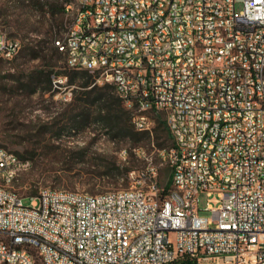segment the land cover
<instances>
[{"label":"built area","instance_id":"2783aa9c","mask_svg":"<svg viewBox=\"0 0 264 264\" xmlns=\"http://www.w3.org/2000/svg\"><path fill=\"white\" fill-rule=\"evenodd\" d=\"M61 1L66 66L112 85L136 130L163 117L173 146L128 187L28 205L12 184L29 161L0 146V264H264V0ZM20 47L0 29V61Z\"/></svg>","mask_w":264,"mask_h":264},{"label":"rangeland","instance_id":"374dc122","mask_svg":"<svg viewBox=\"0 0 264 264\" xmlns=\"http://www.w3.org/2000/svg\"><path fill=\"white\" fill-rule=\"evenodd\" d=\"M68 24L61 0H0L1 31L21 40V47L14 56L0 61V76L4 77L0 82L4 86V92H0V106L4 108L0 111V145L29 161L28 169L12 184L24 196L25 205L30 202L28 195L42 188L96 194L128 187L129 171L143 169L149 161L164 162L161 151L173 146L172 138H167L162 130L158 132L159 139L139 135L134 140L104 126L97 120L98 104L92 102L98 92L88 95L86 88L78 86V80L70 82V77L64 73L68 68L64 54L57 53L43 60L25 49L28 46L44 48L42 52L50 55L51 40L62 39ZM41 69L51 73L50 89L26 93L30 85L23 84L19 92L22 95L13 105L14 99L9 95L13 84L10 79L19 77L21 82L28 83L32 71ZM59 75H66V84L71 86L72 95L67 101L60 98L61 92L54 87L53 78ZM94 80L93 76L87 89L106 84ZM86 102L89 103L79 106ZM81 107L86 108L82 114ZM13 113L18 116L15 124L11 121ZM80 119L86 120L79 123ZM2 121L16 128L1 132ZM156 124L157 119L151 129ZM169 174L170 167L164 163L159 169L161 184L168 181ZM199 204L203 208L200 214L210 216L204 208L207 204L216 206L218 198L201 192Z\"/></svg>","mask_w":264,"mask_h":264},{"label":"trees","instance_id":"16d2710c","mask_svg":"<svg viewBox=\"0 0 264 264\" xmlns=\"http://www.w3.org/2000/svg\"><path fill=\"white\" fill-rule=\"evenodd\" d=\"M56 40V39H55ZM55 40H51L50 44V49L52 52L50 55L48 53L42 52L44 48L41 49H36L34 46H28L25 47L27 52L30 55H33L35 57H39L43 60L46 59H51L54 55L58 54H63L60 52L57 47L54 44ZM54 65V64H50ZM64 73L70 77V82H74L78 80V86L82 88H86L85 93L88 95L91 94L92 92H98V94L95 96V99L92 101L93 103L98 104L97 112V120L101 121L104 126L110 128L111 130H115L118 134L121 136H130L132 139L136 140L139 135H146L149 139L151 137L155 139H159L160 136L158 135V132L164 131V135L167 138H171L167 127L165 125L164 120H161L160 118H157V124L153 127L151 130H136L131 122V116L129 114V111L125 109V107L122 104L121 99L115 94L114 88L112 85L106 83L101 87H95L93 85L92 87L88 88V86L91 85L93 82V74L90 73L87 70H76L72 68H67ZM12 77H15V74L11 75ZM3 76H0V82L3 80ZM8 79V77H5ZM10 78V77H9ZM22 79L19 77H15L13 79H10L11 82H13L12 85H10L9 90H10V96L13 98V105H16L18 103V96H21L22 94L19 93L20 90H23V84L25 85H30V88L27 89L26 93H32L35 91H44V90H49L51 87V73L47 72L45 69L41 70H34L32 71L31 75L29 76V82L28 83H23L21 82ZM41 84H45L43 87H41ZM0 92H4V86L2 83H0ZM1 103V100H0ZM89 102L86 103H80L79 106H85ZM82 111L80 114L86 111L85 107H81ZM4 108L0 106V111H3ZM79 116V115H78ZM77 116V117H78ZM17 115L13 113V118L11 119L12 122L17 121ZM86 119H80L79 123H82ZM10 128L14 129L16 128L15 126L13 127H8L7 123L4 121L1 122V132H6L10 130ZM155 133V134H154ZM1 147H4L0 145ZM195 264L192 260H190L187 257L180 258L176 260L175 262L171 264Z\"/></svg>","mask_w":264,"mask_h":264}]
</instances>
